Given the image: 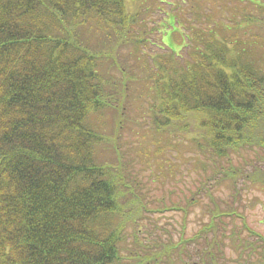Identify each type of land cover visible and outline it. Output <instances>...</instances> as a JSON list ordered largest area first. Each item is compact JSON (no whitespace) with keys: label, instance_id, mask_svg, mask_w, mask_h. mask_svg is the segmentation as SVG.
Instances as JSON below:
<instances>
[{"label":"trees","instance_id":"1","mask_svg":"<svg viewBox=\"0 0 264 264\" xmlns=\"http://www.w3.org/2000/svg\"><path fill=\"white\" fill-rule=\"evenodd\" d=\"M221 1L0 0V264H217V235L237 231L212 189L237 190L232 155L264 161V0ZM116 111L146 122L153 145L138 151L156 175L169 149L202 155L194 188L166 205L176 240L143 223L169 208L121 147ZM198 204L208 219L186 234Z\"/></svg>","mask_w":264,"mask_h":264},{"label":"rangeland","instance_id":"2","mask_svg":"<svg viewBox=\"0 0 264 264\" xmlns=\"http://www.w3.org/2000/svg\"><path fill=\"white\" fill-rule=\"evenodd\" d=\"M211 1L223 7L221 0ZM163 4L166 6L165 3ZM162 32L164 31L162 30ZM165 32L161 34L162 40L171 49L177 50L181 45L178 43L180 42L179 34L175 31L172 34L170 30ZM172 35L178 40V44L173 40ZM115 113V116L120 114L123 117H127L126 121H124L126 125L122 127L123 122L120 127L118 124L115 127L116 133L121 135V147L126 149L128 155L134 158L133 161L137 168L136 173L147 182L150 196H160L163 194V200L166 203H162L161 207L169 208L166 205H170L171 200L179 199L183 195V192L187 193L189 188H194L192 184L195 176L198 177L197 170L199 169L197 167L198 160L195 158L202 155L199 151L196 152L194 148H191L189 144L185 145L184 149H181L179 153L173 148L169 149L166 152L169 160L164 162L162 174L156 175L158 169L155 166V161L147 163L145 154L138 151L139 146L143 144L148 145V148H152L153 145V141L146 135H143L144 132H149V130L146 129V131L143 130L144 132H142V128L147 126L146 122L142 121V117H138V120H141V122L131 121L133 119V116L129 115L131 113L128 114L120 111H116ZM113 115L112 112L108 116L105 115L104 119H107L108 125L114 124L112 121ZM101 119V116L97 113L96 122H102ZM245 154V160L236 154L232 155L231 158L233 165L240 168L238 176L235 179L236 181H234L237 190L230 184L228 179H223L212 189L213 196L223 200L225 198L226 203L220 200L222 207L227 205L235 211L234 215L228 217V224L230 228H234L237 231V234L231 233L234 238L229 237L230 235H217L219 238H224L222 245L220 244L223 254L219 255L217 245L213 249L214 256H218L219 259L217 264H219V261L222 263L226 262L225 264H233L235 263V259L241 254H243L242 257L245 260L243 264H264V181H262L264 178V161L254 158L253 152H246ZM194 163H196V168L193 167ZM206 170L210 169L207 168ZM200 172L204 173L201 169ZM220 175L221 173L219 172L216 178ZM212 181L213 179H209L207 184ZM197 183H199L198 180ZM207 200V197L202 196L200 202H206ZM202 210L203 207L201 204H198L195 210L188 214V218L186 217V234H191L193 230L199 228L208 219L207 213L202 212ZM237 213L239 215H235ZM149 214V222L144 220L143 223L148 226V229L152 227L153 232L160 235L162 243L168 240V233L164 231L166 228L172 231L173 240L178 238L177 228H179L181 220L179 212L169 208ZM243 222L247 225V228L243 226ZM156 224H158V228ZM161 226L164 227L162 228ZM130 228L131 225L128 224L126 229L129 230ZM157 235H154V238ZM146 239L150 240L151 238L148 236ZM242 246L246 247V249ZM249 248L252 249L249 250L251 256L248 259L246 256L248 255Z\"/></svg>","mask_w":264,"mask_h":264},{"label":"bare ground","instance_id":"3","mask_svg":"<svg viewBox=\"0 0 264 264\" xmlns=\"http://www.w3.org/2000/svg\"><path fill=\"white\" fill-rule=\"evenodd\" d=\"M4 216H5V214H3ZM0 219L2 220V221H4V223H6L7 224V222H6V217H5V219L2 217V216H0ZM10 229H8V225H7V227L6 228H3V229H1L0 230V237H1V239L3 240V241H5V239H7V238H9L10 237Z\"/></svg>","mask_w":264,"mask_h":264}]
</instances>
